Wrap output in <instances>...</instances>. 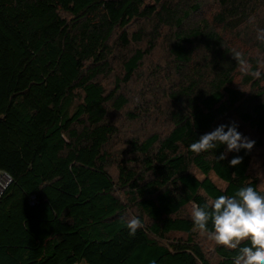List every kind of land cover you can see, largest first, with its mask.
I'll return each mask as SVG.
<instances>
[{"label": "trees", "instance_id": "obj_1", "mask_svg": "<svg viewBox=\"0 0 264 264\" xmlns=\"http://www.w3.org/2000/svg\"><path fill=\"white\" fill-rule=\"evenodd\" d=\"M216 1L210 19L190 24L200 0H0V171L10 178L0 194V264H210L193 239L192 219L180 211L241 187L264 194L249 173L252 148L226 151L218 144L198 155L188 149L233 122L239 133L242 124L254 131L253 146L264 143V90L245 95L235 88L241 65L231 54L246 59L248 44L264 53L256 39L264 0ZM132 21L151 27L148 46L122 61L123 75L107 91L98 78L111 72L112 38L127 48L146 35L142 27L129 34ZM162 34L173 62L166 93L171 128L162 137L131 139L130 158L118 161L117 182L142 223L129 235L107 171L105 147L116 133L108 108L127 104L122 85ZM247 61L257 72L258 58ZM259 73L242 79L260 88ZM237 156L242 162L230 166ZM173 232L186 239L157 241ZM215 250L217 264H233L238 254Z\"/></svg>", "mask_w": 264, "mask_h": 264}, {"label": "rangeland", "instance_id": "obj_2", "mask_svg": "<svg viewBox=\"0 0 264 264\" xmlns=\"http://www.w3.org/2000/svg\"><path fill=\"white\" fill-rule=\"evenodd\" d=\"M191 1L193 0H189V2ZM200 1L199 9L190 16V24L199 22L202 18L210 19L217 10L216 0ZM140 27L147 31L145 37L139 42L131 41L127 48H123L119 44L113 42L116 35L112 38L111 43L113 44L114 53L111 59V72L108 75L99 76L98 78L107 91L112 89L115 80L123 75L122 61L135 49H144L148 46V32L151 27L147 23L132 21L127 25V31L131 34L132 32L138 31ZM118 31L119 30H117V33ZM163 33H167V31L164 30ZM242 50L247 51V57L252 56L258 58L259 64L257 70L264 74V53H260L258 48L253 47L250 44ZM247 57L245 59L246 61ZM172 65L173 62L168 50V41L162 34V36L158 37L156 40L154 48L145 55V58L137 69L133 79L125 85H122L121 92L127 98V104L121 110L108 108V119L114 124L116 133L109 139V142L105 147L109 155V158L107 159V171L115 183V196L125 205V211L123 213V218L125 220L132 216L138 217L140 212L127 198L125 192L126 188L122 187L117 182V164L122 158H130L129 141L131 139L137 138L141 141L152 133H157L162 137L171 128V124L166 114L170 107L166 93L169 87V82L171 81L167 77L168 75H172ZM242 75L240 66L234 77V86L235 88L242 90L245 95L253 94L259 91V89L264 90L263 79L259 82V85L261 86L260 88H253L250 84L244 83ZM175 78V76L171 77V79ZM241 128L240 134L243 137H247L249 140L256 138L254 131L248 125L242 124ZM129 161L133 160L129 159ZM193 171L198 177H202L196 169H193ZM249 173L252 178L257 180L259 189L264 191V143L261 146L252 147ZM210 177L214 183L223 186V183L216 176L211 174ZM0 180L2 184L0 185L1 190L3 184L8 181V178L2 176ZM191 207L192 204L186 205L180 211L179 215L191 218ZM144 220L147 222L146 218H144ZM150 237L155 238L152 235H150ZM185 239L186 234L173 232L167 234L164 238H157V241L168 244L169 242ZM193 239L199 244L209 263L217 264L220 259L215 250L217 246H214L213 243L207 240L198 230H194Z\"/></svg>", "mask_w": 264, "mask_h": 264}, {"label": "clouds", "instance_id": "obj_3", "mask_svg": "<svg viewBox=\"0 0 264 264\" xmlns=\"http://www.w3.org/2000/svg\"><path fill=\"white\" fill-rule=\"evenodd\" d=\"M256 39L264 43V28L257 29ZM231 54L241 65L243 75L260 76L258 71H251V66L241 52L233 50ZM254 143L255 141L243 137L233 122L229 125L221 124L213 131L201 135L188 149L198 155L216 148L218 144L226 145V151H239L251 150ZM224 158L225 153H221L219 159ZM241 162L242 157L237 156L229 161V165L236 166ZM190 215L194 228L214 246L238 249L233 264H264V194L261 191L247 186L241 187L232 196L220 195L203 207L193 202ZM209 222L211 229L208 227ZM125 224L129 235H135L142 227L141 220L136 216L127 219ZM246 240L250 242V246L240 247Z\"/></svg>", "mask_w": 264, "mask_h": 264}, {"label": "built area", "instance_id": "obj_4", "mask_svg": "<svg viewBox=\"0 0 264 264\" xmlns=\"http://www.w3.org/2000/svg\"><path fill=\"white\" fill-rule=\"evenodd\" d=\"M2 176H6V177L8 178V181H7L5 184H3V186H2V188H1V190H0V194L2 193L3 189L7 186V184L10 182V178H9V176H8L5 172H1V171H0V178H1ZM0 185H2V184H1V180H0Z\"/></svg>", "mask_w": 264, "mask_h": 264}]
</instances>
